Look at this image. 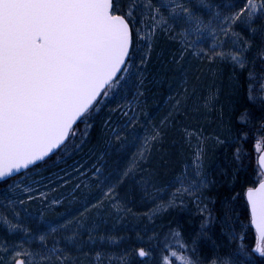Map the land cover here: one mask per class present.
<instances>
[{
    "label": "trees",
    "instance_id": "trees-1",
    "mask_svg": "<svg viewBox=\"0 0 264 264\" xmlns=\"http://www.w3.org/2000/svg\"><path fill=\"white\" fill-rule=\"evenodd\" d=\"M214 2L222 6L229 3L234 12L240 0ZM152 3L158 4L157 0H152ZM122 4L133 11L136 26L142 28L144 18H147L143 15V5L139 2L132 5L131 0H122ZM189 9L195 10L193 7ZM169 22L172 23L171 20ZM181 23L185 24L184 21ZM234 27L242 37L253 41V47L244 57L245 68L241 69L230 60L214 57L211 52L203 55L212 43L219 44L222 40L224 51H234V46L224 40L222 35L216 40L212 37L209 45L192 51L179 46L180 36L176 34L180 28L178 25L170 33L160 31L153 38L151 56L145 68L144 96L137 101L141 111L135 128L130 130L133 135L126 138L127 147L118 152L117 142L113 140V147L109 148L107 140L111 133L103 131V125L109 114L113 115L115 122H124L126 118L113 110L121 105H130L135 92L134 85L121 91L114 99L105 101L106 106L101 107L94 121L95 128L87 138L73 140L66 152H61L46 165L21 178L23 182L40 178L49 181L48 187L44 189L54 191L48 193V198L54 196L53 200H62L58 205H47L48 208L42 210L65 214L64 218L71 211H84V207L90 209L93 204H97L100 209H111V203L105 199L104 193L108 187H114L116 198L119 199L118 208L127 211L126 217L132 226L112 234L113 239L118 237L122 240L115 246L107 245L111 248L101 250L104 261L117 257L115 264H161L169 245L176 249V245L186 242L191 250L192 242L195 241V251H190V256L199 260L200 264L212 257L220 258L218 264L224 260H228V264H240L239 257L235 261L229 257L241 246V240L233 237L242 236L243 252L251 256L245 264H264V257L251 253L257 236L248 223L245 198L247 188L255 187L258 184L256 181L263 179L257 158L263 148V143L258 146V129L261 117H264V99H261L264 93L258 87V80H264V64L257 59V48L264 39V18L259 16L252 22V27L257 29L254 34L247 25ZM210 56L213 57L211 62ZM250 74L255 78L251 80L254 100H249ZM206 98L208 100L203 101ZM190 99L194 101L191 107L188 103L184 104ZM205 103V107H202ZM169 107H174L172 116L168 113ZM245 111L250 114L251 123L242 126L238 118ZM162 120L164 125L161 124ZM153 129L160 130L162 137L159 141H152L147 159L140 160L133 172L124 177L123 173L132 166L133 158L139 159L141 138ZM242 133L248 134L247 139ZM179 135L183 142L187 138V143L180 149L171 146V143L179 141ZM221 140L224 143L218 142ZM237 149L240 150L239 158ZM197 150L202 151V167L208 181V186L197 195L202 198L200 204L205 203L208 209L203 215L200 207H195L189 193L176 191L187 168L193 164ZM97 167L103 171L102 174H93ZM77 168L78 172L71 171ZM59 171L62 172L59 174L62 178L54 180L57 177L52 175ZM69 171L73 174L77 172L75 177L79 172H85L81 180L86 179L94 186L100 185L101 192L90 193L80 188L74 191L80 179L69 183L66 174ZM137 183L144 185L145 191L132 195L130 191ZM170 190L173 192L171 196L175 194L174 199L169 198ZM5 192L7 188L0 184V194ZM112 209L117 210V207ZM238 218L244 225L243 229L237 223ZM206 219L208 225L202 229L201 225ZM176 232L180 233V238L173 235ZM141 248L150 254L139 257L137 252Z\"/></svg>",
    "mask_w": 264,
    "mask_h": 264
},
{
    "label": "snow or ice",
    "instance_id": "snow-or-ice-1",
    "mask_svg": "<svg viewBox=\"0 0 264 264\" xmlns=\"http://www.w3.org/2000/svg\"><path fill=\"white\" fill-rule=\"evenodd\" d=\"M137 2L143 5V15L151 21L145 30L147 33H170L173 24L180 22L177 18L183 16L184 23H194L196 31L206 30L213 40L222 35L234 46V51H224L222 40L219 44L212 43L203 55L211 52L214 57L230 60L241 69L246 67L244 57L253 47V41L242 37L234 26L247 25L254 34L257 29L252 27V22L258 15L264 18V0H242L232 15L217 19L215 25L212 21L205 24L198 19L185 0H160L159 4H153L152 0H131L132 5ZM199 3L203 4L204 0ZM162 8L168 10L167 18ZM141 31L135 24L133 11L126 8L122 0H0V184L7 188L3 197L8 199L14 217L18 216L15 212L17 206L37 198L34 187H21V178L66 152L73 140L87 138L95 128L94 121L101 107L106 106L105 101L114 99L134 85L130 107L123 111L119 107L113 110L126 118L124 122H115L113 115L109 114L103 125V131L111 133L107 140L109 148L113 147V140L118 145L116 151L127 147L126 138L133 135L130 130L135 128L139 119L141 109L137 107V101L144 96L145 68L153 47L152 35L141 36ZM138 38L147 41L140 48L137 47ZM212 59L210 56V62ZM257 59L264 64V39L257 48ZM252 79L255 78L250 74L249 100L255 99ZM258 87L264 93V80H258ZM238 120L240 125L247 126L251 123L250 114L242 112ZM258 132L259 146L264 143V117H261ZM242 134L247 139L248 134ZM162 135L160 130L153 129L141 138L139 159L133 158L132 166L123 173L124 177L133 172L140 160L147 159L149 145L152 141H159ZM218 142L224 143L222 140ZM239 151L237 149L238 158ZM195 155V175L200 179L188 184L181 180L177 193H195L208 186L201 171V153ZM259 160L264 164V156ZM99 174L100 168L97 167L94 175ZM79 175L86 173L79 172ZM256 182L257 188L248 187L246 190V210L249 226H254L258 234L251 253L264 257V181ZM9 194L16 198L9 199ZM39 197L46 199L47 194L40 192ZM104 197L120 210L114 187H108ZM52 203L57 204L59 200ZM180 203L183 204V200ZM196 203L199 208V197ZM207 211L206 206L200 208L202 215ZM208 222L206 219L201 228H206ZM0 223L7 226L9 233L17 230V225L9 224L2 213ZM237 223L244 228L239 218ZM68 224L72 228L79 226L71 221ZM173 235L180 238L179 232ZM233 238L240 239L241 246L229 259L235 261L239 257L240 264H245L251 256L243 252L242 236ZM40 239L43 241L44 237ZM192 243L191 250L186 242L176 245V249L169 245L161 264H200L190 256V251H195L196 242ZM51 252L63 264L59 250L54 248ZM149 254L143 248L137 252L142 258ZM37 255L20 245L9 246L7 242H0V264H36ZM47 259V254L39 255L41 264ZM219 261V257H212L204 264H218ZM221 264H228V260Z\"/></svg>",
    "mask_w": 264,
    "mask_h": 264
},
{
    "label": "rangeland",
    "instance_id": "rangeland-1",
    "mask_svg": "<svg viewBox=\"0 0 264 264\" xmlns=\"http://www.w3.org/2000/svg\"><path fill=\"white\" fill-rule=\"evenodd\" d=\"M157 2L159 4L160 0H157ZM241 2L242 0H240V3ZM185 4L189 8L193 7L195 10L194 11L192 10V12L195 14V16L198 19L202 20L205 24H207L208 21H212V24L215 25L217 19L223 20L224 18L234 13L232 12L231 4L226 3L225 5L222 6L220 3H215L214 0H204L203 4L199 3V0H185ZM161 11L164 13L165 17L167 18L168 10L162 8ZM217 14L219 15L217 16ZM257 17H259V15ZM177 19L180 22L174 23L173 27H175L176 25L180 27L178 33L176 32L175 33L180 36L178 41H179V46H181V48L185 47L186 49H191L192 51H195V48L201 49L205 45H209L212 42V36L206 30L196 31L194 23L182 24L181 22L185 20V17L183 16H180ZM150 24L151 21L148 18H144V22L141 28L142 29L141 36L152 35L151 43L153 45L154 35H156L160 31H157L154 34L147 33L145 30L150 26ZM137 42H138V48H140L147 41L138 38ZM207 100L208 98H206L203 101H207ZM193 102L194 101L190 99L189 101H185L184 104L188 103V106L191 107L194 104ZM205 105L206 103L202 104V107H205ZM121 106L126 108L125 110H127L130 107V105L128 104ZM173 108L174 107L168 108L169 111L168 113H170L171 116L173 115L172 113ZM162 122L161 124L164 125L163 120ZM179 136H180L179 141H177L176 144L171 143V146L174 145L175 147L177 146L180 149L183 145L185 146V143H187V138L185 137L186 141L183 142V140L181 139V135ZM197 152L201 153L200 159L202 161V151L197 150ZM193 159L194 160L196 159V155L195 158L193 156ZM71 171L78 172L79 170L77 168V169H72ZM201 171L204 174V178L206 179V174H205L206 171L203 170V167ZM59 172L57 174L54 173L52 175V177L54 176L57 177L54 180L62 178L61 176H59V174H61L62 172L60 173ZM69 172H67V174ZM77 172L74 173V176ZM195 172H196L195 165L192 164L191 167L187 168L186 174L181 180H183L185 184H188L189 182L192 181L198 182L200 178L195 175ZM102 173L103 171L100 170V174ZM81 176L82 175L76 176V179H80L79 182L76 183V185L77 184L80 185V187L78 188H80L81 191H88L90 193H92L93 191H96L97 193L101 192L100 185L94 186L93 184L86 182L87 181L86 179L81 180L82 178ZM48 183L49 181H45V179L40 178L34 181L33 180L29 182L25 181L21 184V187L24 186L34 187L37 190L36 192L37 198L31 201H27L22 206H17L15 208V212L18 213V216L15 217L12 211V207L8 204V199H4L3 194H0V213H2L5 218H7L9 224L17 225V230L12 233H9L7 226L0 223V242H7L9 246L20 245L23 248L38 254L36 264H41V262L39 261V255H44V254H47L48 259L42 262V264H61V260L57 259L56 256L52 255L51 250L54 248L58 249L60 254L62 255L63 264H115L117 261V257H114L112 259L106 258V260L104 261L105 256L102 255L101 250L112 247L107 245L115 246L117 242L121 239L118 238L117 236H115L117 238L114 237L115 239H113L112 234H118L121 231H124L123 230L124 228L125 229L131 228L132 224L129 222V218L126 217L127 211H125L124 209L119 211H117L116 209H112L113 207L112 204H110L111 209L108 208L100 209L98 207H91L90 209H88L89 207L88 208L84 207L85 208L84 211H71V213H69V216L67 218H64L63 215L65 214L58 215L57 213L54 214V211H43L42 209L48 208L47 205L53 204L52 201L54 196H52V198L49 199L48 193L54 190L46 191L44 189L48 187L46 186L48 185ZM178 187H180V183L178 184ZM76 189L77 187L74 189V191ZM202 189L195 193H189L190 194L189 197H192L193 203L196 208H198L196 203V200L198 198L197 195L202 191ZM16 191L19 192V189H16ZM144 191H145L144 185L141 186L137 183L136 185H134V188L130 191V193H132V195L143 194ZM40 192L46 193L47 198L41 199L39 197ZM172 193H173L172 190H170L169 196H171ZM182 193L184 194L185 192ZM71 194L72 193H70L66 197H69ZM8 198L15 199L16 197L9 194ZM169 198L174 199V196H171ZM181 198H184V196H182ZM61 200L62 199H59V201ZM200 203H202V198H200ZM58 204L59 203H57L56 205ZM56 205L53 204V206ZM125 206L127 207V205ZM204 206L205 203L200 204V208H203ZM38 209L39 210L41 209V211H38ZM72 212H74L75 214L74 213L72 214ZM79 215L80 217H78ZM69 221H71L72 223H78L79 226L77 228H72L71 224H68ZM66 224L67 227H65ZM41 236L44 237L43 241H41L40 239ZM128 243L129 242L127 239L126 244Z\"/></svg>",
    "mask_w": 264,
    "mask_h": 264
},
{
    "label": "water",
    "instance_id": "water-1",
    "mask_svg": "<svg viewBox=\"0 0 264 264\" xmlns=\"http://www.w3.org/2000/svg\"><path fill=\"white\" fill-rule=\"evenodd\" d=\"M261 156H264V143H263V148H262V150H261V152H260V154H259V156H258V158H257V164H258V167H259V169L261 170V172H262V174H263V176H264V164H261V163H260V160H259V158H260ZM262 181H264V178H263ZM257 187H258V184H257L255 187H253V188H257ZM245 197H246V195H245ZM252 228H253V230L255 231L256 235H258L257 232H256V230H255V227L252 226Z\"/></svg>",
    "mask_w": 264,
    "mask_h": 264
},
{
    "label": "bare ground",
    "instance_id": "bare-ground-1",
    "mask_svg": "<svg viewBox=\"0 0 264 264\" xmlns=\"http://www.w3.org/2000/svg\"><path fill=\"white\" fill-rule=\"evenodd\" d=\"M125 109H126V108H124V107L121 108L122 111L125 110ZM99 164H102V163H99ZM66 174H67V173H66ZM67 177H68V179H69V181H68L69 183L72 182V181H74V180L76 179V177L74 176V174H73V173H70V172L67 174ZM74 177H75V178H74Z\"/></svg>",
    "mask_w": 264,
    "mask_h": 264
}]
</instances>
